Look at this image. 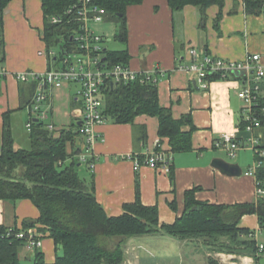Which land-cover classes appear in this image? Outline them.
<instances>
[{
	"label": "crops",
	"instance_id": "0c3cea01",
	"mask_svg": "<svg viewBox=\"0 0 264 264\" xmlns=\"http://www.w3.org/2000/svg\"><path fill=\"white\" fill-rule=\"evenodd\" d=\"M167 1L143 0L140 4L129 5L126 8L127 43L123 45L128 48V65L132 69L153 71L160 105L169 108L175 118L190 117L194 127L191 148L185 152H170L168 139L158 135L155 116L140 114L132 123H116L106 118L96 127L103 139L97 140L92 147L90 159L94 167L90 168L86 162L79 163V166H86V173L81 177L89 186L93 185L96 199L106 214H121L123 205L134 202L138 192L142 204L157 206L159 224L174 223L184 210L185 193L189 190L194 191L195 199L214 204L249 202L259 195L255 175L246 173L258 159L256 150L244 147L252 152V164L248 163L246 153L237 154L244 148L230 156L215 144L223 134L232 135L240 144L256 138L260 149L264 150V124L248 129L241 120L236 78L208 79L207 87L203 88L193 74L179 70L180 65L189 62L188 47L224 59L238 60L257 53L264 62V11L248 12L244 0H223L222 4L206 7L204 15L191 4L173 12ZM3 9L5 60L1 67L6 72L0 77V151L6 124L11 129L15 148H28L31 142V128L26 126L30 114L28 108L22 106L30 94V82H21L15 78L16 73L44 72L61 65L57 59L56 63L49 59L42 35L41 0H10ZM260 82L259 96L264 101V78ZM78 88L74 82L47 88L43 105L48 108V120L57 128L66 127L77 118L76 113L82 105ZM154 151L171 155L172 181L169 171L141 162L146 154ZM219 152L233 159L227 160ZM214 158L238 163L241 175L223 174L211 164ZM261 195L264 197V191ZM37 216L38 208L27 198L14 202L0 199V224L21 227L23 221L36 220ZM34 226L42 236L37 250L44 254L46 262L54 261L53 239L47 230L40 229L41 224ZM238 227L253 231V237L257 244L263 245L264 251L261 240L264 231L260 229L256 214L243 215ZM134 238H129L125 244L124 264H140L139 259L142 260L137 248L143 245V239L135 241ZM129 247L135 251L131 259L126 256ZM20 253L23 260L31 261L34 257L32 251L24 249ZM215 255L220 262L226 263L223 260L228 258L227 264H259V259L255 262L250 256L222 252Z\"/></svg>",
	"mask_w": 264,
	"mask_h": 264
},
{
	"label": "trees",
	"instance_id": "16d2710c",
	"mask_svg": "<svg viewBox=\"0 0 264 264\" xmlns=\"http://www.w3.org/2000/svg\"><path fill=\"white\" fill-rule=\"evenodd\" d=\"M10 0H0V67L5 60L3 51V8ZM77 0H41L44 14L43 39L49 59L56 63L68 53L77 50L71 39L78 22L66 14L69 5ZM143 0H93L104 8V20L118 24L114 38L127 43L128 27L126 8L140 4ZM173 12L185 5H195L204 15L206 7L222 4L223 0H168ZM248 12L264 11V0H244ZM61 16L60 22H51L52 16ZM105 39H103V42ZM55 49V50H54ZM54 50V51H53ZM50 51L54 55H50ZM128 48L111 49L103 45L102 65L129 64ZM49 60V61H50ZM61 66V65H60ZM57 66L56 67H60ZM55 67V68H56ZM53 68V67H52ZM51 69V68H49ZM208 79H215L209 77ZM30 82L29 96L23 107H29L36 90V81ZM151 81L128 82L106 81L102 89L103 114L116 123H132L140 114L155 116L158 120V135L168 139L170 152L189 150L194 130L189 116L175 118L169 108L160 105L158 89ZM30 146L15 148L11 129L4 126L0 151V199L17 201L29 199L39 210L36 220L23 221L21 227L0 224V264H26L21 257L24 239L17 237L20 229H27L36 223L41 230H47L53 239L56 254L52 262H46L44 254L36 249L31 264H123L125 244L131 237L163 234L178 240L201 239L202 246L217 253L250 256L255 262L261 253L257 241L248 228L238 227L245 214H256L260 227L264 228V197L258 193L256 199L234 204H214L195 199L194 191L185 193L183 212L174 223L159 224L155 205H144L136 198L123 205L121 214H106L95 196L93 185L80 175L77 154L81 138L79 121L74 118L70 125L49 131L45 122L31 118ZM243 122V121H242ZM246 124L245 122H243ZM264 124V116L261 117ZM257 158H261L259 155ZM172 181V164H169ZM257 188L264 191V161L255 171ZM89 186V187H88ZM263 252V248L260 250ZM27 261V260H26ZM208 264H218L214 258H207ZM29 264V263H28Z\"/></svg>",
	"mask_w": 264,
	"mask_h": 264
},
{
	"label": "built area",
	"instance_id": "2783aa9c",
	"mask_svg": "<svg viewBox=\"0 0 264 264\" xmlns=\"http://www.w3.org/2000/svg\"><path fill=\"white\" fill-rule=\"evenodd\" d=\"M104 8L100 7L93 0H77L66 10L71 20L78 22V27L71 35L76 43L77 50L66 54L61 59L60 67H53L44 72L21 71L16 73L20 81H36L37 86L31 99L28 111L30 119L26 126L31 128V118L45 122V127L49 131L54 130L55 125L49 118L48 108L43 105L47 99V88L59 87L64 83L74 82L78 84L77 95L82 105L77 111L79 121L78 131L81 138L77 141L80 152L77 157L80 162H86L90 168L94 167L91 161L92 147L97 140H102V136L96 130L106 120L103 114V93L106 81L128 82L136 79L139 82H155L153 71L135 70L128 64H116L112 67H104L102 64V48L104 36L93 27L91 23L101 22L104 20ZM61 16H52L51 22H60ZM54 52L50 51L52 55ZM187 53L189 62L180 65L179 70L191 73L195 76L196 81L203 88L207 87L209 77L228 79L236 78L239 81L237 95L241 102V120L246 123L248 129H253L261 125V117L264 116V101L260 95L261 82L264 78V62L257 53H251L242 59H224L223 57L213 56L210 53L199 52L195 47H188ZM4 68L0 67V77L5 74ZM237 72V74H235ZM216 146L223 148L230 156L244 147H250L256 150L261 157L258 158L253 167L247 171V174H254L257 167L261 166L264 158V150L260 149L258 140L251 138L247 144H240L233 139L230 134H223L216 141ZM171 155L161 151L150 152L141 160L144 164L158 169L169 171ZM90 161V162H89ZM140 162L138 159L137 164ZM258 193L263 191L257 188ZM264 231V228H260ZM249 236H254L250 233ZM17 237L24 239L23 248L26 251L39 248L42 244V236L37 231V227L31 226L27 229H20ZM263 248L258 244V249Z\"/></svg>",
	"mask_w": 264,
	"mask_h": 264
},
{
	"label": "rangeland",
	"instance_id": "374dc122",
	"mask_svg": "<svg viewBox=\"0 0 264 264\" xmlns=\"http://www.w3.org/2000/svg\"><path fill=\"white\" fill-rule=\"evenodd\" d=\"M91 27L95 29L98 33L105 36V41L103 44L111 49H122L124 45L122 42L117 41L114 38V33L118 27V24L112 20H102L101 22L91 23ZM20 144V143H19ZM28 146V145H27ZM26 147V146H24ZM242 149V148H241ZM245 149V150H244ZM237 152V154L246 153L249 158V164H252V152L244 148ZM223 158L227 160L233 159L229 155H226L223 152H219ZM242 164V168L245 169L246 166ZM86 166H80V175H85ZM140 237V238H139ZM143 239V245H139L137 251L142 254V260L139 259L140 264H208L207 258L211 257L218 261V264H227V259L224 258L223 261L220 262L218 258H216L214 252L207 249L205 246H202L201 239H192V240H178L169 235H158V234H146L142 236H136L134 238L135 241H139ZM148 241H147V240ZM159 239V240H157ZM132 240V241H134ZM262 242L264 243V236L261 237ZM131 241V242H132ZM127 249L126 247H124ZM24 248L21 247V251ZM135 251L131 250L129 247L128 252H126V256L131 259L134 256ZM194 255V256H193ZM237 255V254H236ZM242 256V255H241ZM184 260H183V259ZM26 264H31L32 261L25 260ZM259 264H264V251L261 253L259 260ZM124 264V263H123ZM126 264V263H125Z\"/></svg>",
	"mask_w": 264,
	"mask_h": 264
},
{
	"label": "water",
	"instance_id": "95a60500",
	"mask_svg": "<svg viewBox=\"0 0 264 264\" xmlns=\"http://www.w3.org/2000/svg\"><path fill=\"white\" fill-rule=\"evenodd\" d=\"M235 74H237V72ZM211 164L227 176H239L242 173V169L238 163L229 162L222 158H214Z\"/></svg>",
	"mask_w": 264,
	"mask_h": 264
}]
</instances>
